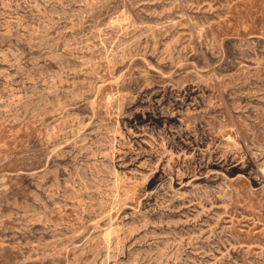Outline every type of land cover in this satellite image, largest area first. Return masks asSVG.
Segmentation results:
<instances>
[{
  "label": "rangeland",
  "instance_id": "374dc122",
  "mask_svg": "<svg viewBox=\"0 0 264 264\" xmlns=\"http://www.w3.org/2000/svg\"><path fill=\"white\" fill-rule=\"evenodd\" d=\"M0 264H264V0H0Z\"/></svg>",
  "mask_w": 264,
  "mask_h": 264
}]
</instances>
